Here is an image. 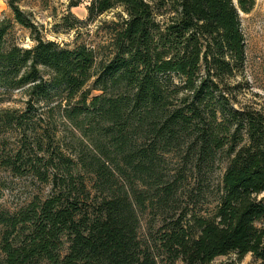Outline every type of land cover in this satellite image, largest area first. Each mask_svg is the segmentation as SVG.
Instances as JSON below:
<instances>
[{"label": "trees", "instance_id": "1", "mask_svg": "<svg viewBox=\"0 0 264 264\" xmlns=\"http://www.w3.org/2000/svg\"><path fill=\"white\" fill-rule=\"evenodd\" d=\"M237 3L92 0L90 19L116 6L128 16L105 59L44 40L18 0L8 2L36 45L10 43L12 22H0V105L11 92L29 97L24 111L0 109V134H16L12 149L0 143V166L51 193L0 215V264H158L138 234L149 208L172 264L249 254L264 264V113L230 95L246 61L239 10L255 0ZM63 24L74 28L68 17ZM223 161L214 214L177 216L182 189L202 195Z\"/></svg>", "mask_w": 264, "mask_h": 264}, {"label": "rangeland", "instance_id": "2", "mask_svg": "<svg viewBox=\"0 0 264 264\" xmlns=\"http://www.w3.org/2000/svg\"><path fill=\"white\" fill-rule=\"evenodd\" d=\"M10 0H0V22H12L8 40L21 48L30 49L36 45L31 29L25 28L14 21L9 7ZM92 0H18L22 11L28 14L29 19L37 27L40 36L47 41H54L62 48L74 49L85 46L96 52L98 58L110 57L112 37L114 30L119 28L127 14L124 7L116 6L114 9L95 18H89L88 7ZM235 6L239 8L237 0ZM162 12V11H161ZM164 12V10H163ZM171 13L159 16L158 20L167 22ZM241 29L245 38L246 61L243 69L237 72L231 80L234 88L231 98H236L237 107L249 106L264 113V0H255V5L249 13L239 10ZM73 23L74 28L65 27L64 18ZM76 20H79L77 23ZM10 99L0 105V109H17L24 111L29 97L25 89L11 92ZM56 97L51 98V106H55ZM41 112V111H39ZM38 112V113H39ZM55 126L59 130L65 128V123L57 116L54 118ZM16 134L3 130L0 134V143L7 148L15 147ZM6 149V150H10ZM8 152V151H6ZM168 169H177V160L171 158ZM1 164V163H0ZM226 163H217L215 172L208 176L203 184L204 193L189 195L187 186L182 189L177 216L182 212L198 217L211 216L215 212L216 201L220 194L221 180ZM167 169V166H166ZM51 193V186L40 183L30 175L15 176L9 169L0 166V215L3 213L15 214L25 209L33 201L45 200ZM264 202V193L259 198ZM154 208L139 213L140 228L139 239L143 249L152 254L158 264H172L161 250V237L165 231L156 217ZM167 221L173 222L176 214L170 213ZM175 217V218H174ZM2 226H0V232ZM236 262L237 264H260L261 262L251 254L241 260L236 255L217 258L212 264ZM174 264H184L176 261Z\"/></svg>", "mask_w": 264, "mask_h": 264}]
</instances>
